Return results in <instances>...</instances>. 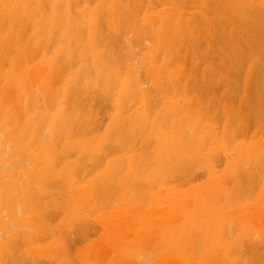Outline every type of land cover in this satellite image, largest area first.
<instances>
[{
    "label": "bare ground",
    "instance_id": "bare-ground-1",
    "mask_svg": "<svg viewBox=\"0 0 264 264\" xmlns=\"http://www.w3.org/2000/svg\"><path fill=\"white\" fill-rule=\"evenodd\" d=\"M11 1L26 8L18 0ZM77 3H72V9L70 5L68 18L75 12L70 19L80 24L87 15L77 9L81 6ZM97 10L106 14L105 21L104 15L102 19L97 15V23L95 13L79 27L84 41L79 48L85 59L73 51L60 52L64 66L59 101L50 104L45 94V112L39 96V105L33 96L34 106L41 113L44 110L45 120L38 112V118L25 124L24 134L14 131L18 129L13 127L14 117L10 122L2 119L4 103L0 109V127L5 132L0 138V150L4 148L0 151V238L5 242L11 232L22 229V236L0 251L5 262L0 259V264H39L43 260L39 253L48 251L40 243L53 236L61 241L77 235L75 239L82 244L93 238L85 236H97V232L101 243L85 246V254L79 255L81 264H94L96 251L109 248H104L105 243L122 253L121 257L139 256L145 246L163 243L167 247L163 256H175L171 264H186L181 248L187 241L195 245L191 226L195 211L203 205L208 207L211 226L207 230L202 224L197 230L203 235L200 239L207 234L210 240L203 238L196 244L209 247L214 235L225 232L226 226L229 240L234 234L248 237L247 242L256 238L248 244L244 238L255 257L245 255L255 258L256 264V255L264 256L257 250L264 244H254L264 235L260 224L264 219V0H104ZM13 13L0 8V19L14 18ZM26 22L22 24L28 28ZM164 28L173 29L176 59L171 60V51L160 52L165 48ZM57 37L65 43L61 35ZM40 121L46 122L43 135L42 129L40 134L31 129ZM115 194L121 196L119 201L110 199ZM162 200L164 209L159 205ZM5 203H16L12 206L15 213ZM171 218L180 221L179 225L171 226ZM10 220L18 226L4 233L3 225ZM125 233L130 237L127 243L121 237ZM116 234L121 238L111 241ZM218 242L220 245L223 238ZM10 243L11 249L13 245L17 249L11 250ZM35 243L39 247L32 249ZM239 244V239L225 244L229 264H239V257L247 253L248 246ZM73 245L64 246L69 250L67 258L71 256L69 260L77 264ZM191 249L196 254L188 247ZM244 259V264L245 260L252 264L251 259ZM215 263L208 254L200 262Z\"/></svg>",
    "mask_w": 264,
    "mask_h": 264
},
{
    "label": "rangeland",
    "instance_id": "rangeland-1",
    "mask_svg": "<svg viewBox=\"0 0 264 264\" xmlns=\"http://www.w3.org/2000/svg\"><path fill=\"white\" fill-rule=\"evenodd\" d=\"M50 1H51V3H50ZM18 0L17 2H22V4L26 7L25 9H23L21 6H16L15 4H13L12 3V1L11 0H0V2L2 3V5H1V9H3V10H7V12L10 14V13H12V12H14L13 13V17L14 18H11V19H8L10 16H8V17H6V16H2V19H0V35L2 36H0V109H1V107H3V105H4V108H5V110H4V113H3V116H2V119H4V120H8L9 122L12 120V123L13 124H15V126H13L14 128H18L17 130H14V131H18V132H24V134H27V130L25 129L26 128V126H25V124L26 123H29L31 120H34V119H36V118H38L36 115L37 114H41V117L43 118L44 117V120H45V118H46V114H45V112L47 111L46 110V106H44V101H42V98H43V96L46 94L48 97V99H47V101H49V103L50 104H52L53 103V101H54V103L53 104H55L56 102H58L59 101V99H58V97H59V95H60V91H61V87H62V84L60 83L61 81H60V79H59V76L61 75L62 76V74H63V58H64V56L60 53L62 50H64V52L63 53H67V51L68 52H72V54L73 55H75V56H77L78 58L80 57V59H85L84 58V51L82 50V49H80V48H82L81 46H80V48H79V45H81V44H83L84 43V41H83V39L82 38H80L81 37V34H82V32H81V30H79V27H80V24H83L84 22V24H86V22H87V20L89 19V16L90 15H92L93 17L95 16V13H96V22L98 23V21H97V19H98V17H99V19H102V18H100V17H102L103 15V21H105L106 19H107V16H105L106 14L105 13H103V14H100L101 12H99L98 10H97V6L100 4V3H102L104 0H98L97 2H94L93 4L91 3H88L87 1L88 0H86V2H85V0H71L72 2L70 3V0ZM76 1V2H75ZM6 2H8V3H6ZM32 2V3H31ZM48 2V3H47ZM63 2H65V3H63ZM67 2V3H66ZM77 2H79L80 3V5H78V6H80V7H78L77 9L80 11V12H82L84 15H87V16H84V19H82V23H78V22H76V21H72L71 19H73L74 17H75V12H74V10H72L71 12L73 13L74 12V14H71V16H69V18H68V15L70 14V5H71V9L73 8V7H75L72 3H76V4H78ZM81 2H83L82 4H81ZM85 2V3H84ZM89 2H91V0L89 1ZM106 2V1H105ZM159 2H160V0H159ZM53 3V4H52ZM62 3H63V5H62ZM9 4V5H8ZM48 4V5H47ZM52 5V7H51V5ZM65 4V5H64ZM87 4H89V5H91V6H89V5H87ZM42 5V6H41ZM106 5H108V4H106ZM30 6V7H29ZM46 6V7H45ZM19 9L18 11H17V8ZM21 7V8H20ZM36 7V8H35ZM96 8V9H95ZM47 9H49V11H50V14H49V12L47 11ZM95 9V10H94ZM29 10V11H28ZM62 10H64V15H66V17H64V15H63V12H62ZM20 11H21V13H20ZM43 11H45L44 13H43ZM97 11V12H96ZM33 14H32V13ZM90 12V13H89ZM94 15H93V14ZM19 14L21 15L20 16V21H18V18H19ZM32 14V15H31ZM44 14H45V16H44ZM100 14V15H99ZM36 15V16H35ZM97 15H98V17H97ZM109 15H110V13H109ZM35 16V17H34ZM49 16V17H48ZM61 16V17H60ZM113 16V15H112ZM111 16V17H112ZM45 19H44V18ZM32 18V19H31ZM71 18V19H70ZM14 19V20H13ZM64 19L66 20V22L65 23H63L64 22ZM69 19H70V22H69ZM23 20V21H22ZM8 22V23H4V22ZM28 23H27V22ZM69 23H68V22ZM102 21V20H101ZM24 22H26L27 23V25L29 26L28 28L25 26L26 24H22V23H24ZM74 23V26L72 25L73 23ZM95 22V27H97L98 28V26H97V23ZM7 25V27H6V25ZM13 24H14V26H13ZM65 24V25H64ZM71 24V25H70ZM100 25L102 24L101 22L99 23ZM67 25V26H66ZM49 26V27H48ZM47 29H46V28ZM67 27V28H66ZM69 27V28H68ZM74 27V28H73ZM76 27H78V29L76 28ZM27 28V29H26ZM77 30H76V29ZM31 29V30H30ZM45 29L47 30V31H45ZM62 29V30H61ZM69 29V30H68ZM74 29H75V31H74ZM39 30V31H38ZM109 30V29H108ZM167 30V31H166ZM5 33H4V32ZM41 31H42V33H41ZM74 31V33H72ZM81 32V33H79V32ZM110 31V30H109ZM163 31H164V39H165V41L163 42L164 44H165V48H164V46L163 47H161V49H160V52L161 53H164L165 52V50H166V52H168L169 53V51H171V52H173L172 53V57H171V60L172 59H176V56H175V45L173 44V41H175L174 40V38H173V34H172V32H173V29H166V28H164L163 29ZM3 32V33H2ZM77 32V33H76ZM170 32V33H169ZM2 33V34H1ZM66 33L68 34L67 35V37H66ZM76 33V34H75ZM75 34V35H74ZM169 34V35H168ZM36 35V36H35ZM49 35V36H48ZM57 35L59 36V35H61V38H62V40L63 41H65V43H60L61 42V39L59 38L58 39V37H57ZM77 35V36H76ZM23 36H25V39L23 40ZM29 37V38H28ZM72 37V38H71ZM175 37H178L177 35H175ZM51 38V39H50ZM65 38V39H64ZM209 38V37H208ZM59 41H57V40ZM12 40V41H11ZM33 40V41H32ZM77 40V41H76ZM79 40V41H78ZM178 40V39H177ZM11 41V42H10ZM58 42V44H57V42ZM76 41V42H75ZM8 42V43H7ZM12 42H13V44L15 43V45L17 46H13V44H12ZM20 42V43H19ZM32 42H33V44H32ZM78 42V43H77ZM5 43V44H4ZM10 43L12 44V45H10ZM41 43V45H39ZM49 43V45L51 46L52 44H54V46L52 45V47H51V51H50V46L49 45H47ZM176 43V42H175ZM4 44V45H3ZM55 44H57L56 46H55ZM76 44H78V45H76ZM171 44V45H170ZM168 45V46H167ZM178 45V44H177ZM29 46V47H28ZM47 46H48V48H47ZM12 47H14V49L12 48ZM27 47H28V49H27ZM171 47V48H170ZM211 47V46H210ZM80 49V51H78L79 49ZM3 49H5V50H3ZM13 49V50H12ZM78 49V50H77ZM168 49V50H167ZM11 50H12V52H11ZM48 50H49V52H48ZM3 51V52H2ZM27 52H28V54H27ZM37 52H38V54H37ZM52 54H51V53ZM77 52H79V53H77ZM10 53H12V54H10ZM41 53V54H40ZM51 54V55H50ZM61 54V55H60ZM10 55V56H9ZM29 55V56H28ZM218 55V54H217ZM4 56H7V57H4ZM61 56V57H60ZM82 56V57H81ZM220 55H218V57H219ZM1 57H3L2 59H1ZM29 57V58H28ZM217 57V56H216ZM47 58V59H46ZM29 59H30V62H29ZM61 59H62V61H61ZM7 61L6 63L4 62V61ZM5 63V65L7 66H5L4 64H2V63ZM24 63V66H22V64ZM43 63V64H42ZM20 64H21V66H20ZM38 64H39V66H38ZM10 66V67H9ZM34 68H33V67ZM40 66H42V68L40 67ZM19 67V68H18ZM26 67V68H25ZM38 67H40V68H38ZM6 68V69H5ZM37 68H38V70H37ZM57 68V69H56ZM4 69H5V71H4ZM32 69H33V71H34V69H36V72L34 71H32ZM57 71H56V70ZM17 70V71H16ZM58 70H59V73H58ZM2 71V72H1ZM41 71H43V73L41 72ZM38 72V73H37ZM41 73V74H40ZM56 73V74H55ZM11 74V75H10ZM33 74H35L36 75V77H34V75ZM50 74V76L52 77V79L51 78H49L48 77V75ZM54 74H55V76H54ZM59 74V75H58ZM197 74H198V72H197ZM40 75V76H39ZM28 76V77H27ZM38 76V77H37ZM46 76H47V78H46ZM198 76H199V74H198ZM197 76V78L199 79V77ZM8 77H10V79H8ZM27 77V78H26ZM33 77V78H32ZM58 78L57 80H56V78ZM15 78V79H14ZM35 78H36V80H35ZM201 78V77H200ZM25 79V80H24ZM26 79L27 80H29V81H26ZM44 79H47V80H44ZM49 79H50V81H49ZM23 80L25 81L24 83H23ZM34 80V81H33ZM39 80V81H38ZM48 83H47V82ZM60 81V82H59ZM201 81V79H199V82ZM14 82V83H13ZM45 82H46V84H45ZM51 82V83H50ZM16 83V84H15ZM28 83H30V84H28ZM15 84V85H14ZM45 86H44V85ZM52 84V85H51ZM27 85H29L28 87H27ZM61 86V87H60ZM25 87H27V89L25 88ZM29 87H31L30 89L32 90V89H34V90H32V93L31 92H29L30 91V89H29ZM44 87V89H41V88H43ZM58 87V88H57ZM215 87V86H214ZM7 88V89H6ZM47 88H48V90H47ZM55 89H58V91H57V93H56V91H55ZM60 89V90H59ZM6 90V91H5ZM27 91V92H26ZM35 91V92H34ZM47 91H48V93L49 94H47ZM53 92H55V94L57 95V98H56V96H55V94L53 93ZM2 93V94H1ZM20 93V94H19ZM32 95H31V94ZM34 93V94H33ZM37 93V94H36ZM40 93V94H39ZM6 94V95H5ZM3 95V96H2ZM39 96V102L42 104V108H44V110H45V112H44V110H43V112L41 113L40 112V108H35V106L34 105H39V103H37V98H38V96ZM45 95V96H46ZM52 95V96H51ZM35 96H37L36 97V104H35V101H33V99L35 100V98L34 97ZM55 96V97H54ZM32 97V98H31ZM24 98V99H23ZM51 98H52V100H51ZM54 98H55V100H54ZM20 101V102H19ZM22 101H23V103H24V105H23V103H22ZM29 101H31L30 102V104L32 105V106H29L28 105V103H29ZM33 101V102H32ZM4 103V104H3ZM23 105V106H22ZM6 106V107H5ZM18 106H19V108H18ZM41 106V105H40ZM9 107V108H8ZM16 108V110H18L17 112L13 109V108ZM25 107V108H24ZM35 109H34V108ZM37 107V106H36ZM21 108V109H20ZM14 111H13V110ZM28 109V110H27ZM11 110H12V112H11ZM27 111L26 113L24 112V111ZM38 110V111H37ZM42 110V109H41ZM29 111H33V112H29ZM9 112H11V113H13L14 115H12V114H10ZM14 112H16V113H14ZM39 112V113H38ZM23 113H24V115H23ZM105 113V112H104ZM44 114H45V116H44ZM24 116V117H23ZM14 117V120L13 119H11V118H13ZM22 118H23V121H22ZM11 119V120H10ZM18 120H20V121H18ZM38 120V119H37ZM44 123H46V122H42V121H40L39 123H37L35 126H33L31 129L33 130V132L34 133H36V134H40L39 132H40V130L43 128V125H44ZM19 126V127H18ZM45 127H46V125H45ZM23 128V129H22ZM22 129V130H21ZM39 131H38V130ZM43 130L44 129H42V134L41 135H43ZM2 131V132H1ZM38 132V133H37ZM44 133H45V131H44ZM5 134V132L1 129V127H0V138L3 136ZM40 135V136H41ZM38 146L40 145V144H37ZM4 150V148H3V146H2V149L0 150V151H3ZM219 161H220V159H219ZM220 170H222V168L220 169ZM128 171H126V173L125 174H128L127 173ZM124 175V174H123ZM172 178H170V180H171ZM246 187H247V185H246ZM117 195V197H115ZM120 197L121 196H119V194H115L114 196H112V197H110V199L112 200V201H119L120 200ZM11 197H10V195H8L7 196V200H9ZM122 202V201H121ZM235 203V202H234ZM6 205H7V208H9L11 211H13L14 210V213H15V211H16V208L15 209H12V206L14 207L15 205H16V203H14L12 206H10V205H8L7 203H5ZM121 204H119V206H120ZM159 205H160V208L161 209H164L165 208V206H166V203L162 200L160 203H159ZM17 207H19L20 209H22V207L21 206H17ZM220 207H222L221 205H220ZM202 208H203V210H202ZM206 210H205V209ZM202 211H201V210ZM208 209V207L206 206V205H203L202 207L200 206L199 207V211L197 210V211H195V216H194V221L192 222V224L194 225H192L191 227H194L195 228V232L193 231L191 234H193L194 235V237H195V239H194V241H199V240H201V239H203L204 238V240H210V239H206V237H210V236H207V234H204V237L203 238H201L200 239V237H202L203 235H202V233L200 232V231H198L197 229L198 228H200L201 226H205L206 228H207V230L209 229V226H211L210 224H211V217H210V215H209V211L207 210ZM204 210H205V212H204ZM199 212V213H198ZM204 212V213H203ZM203 215H202V214ZM207 214V215H206ZM16 215V214H15ZM19 216V215H18ZM202 217V218H200L199 219V217ZM206 216V217H205ZM21 218H22V216L20 217V219L17 217V215H16V220H21ZM205 218H206V220H205ZM207 218H209V219H207ZM173 219V220H172ZM180 220V219H179ZM204 220V221H203ZM208 220V221H207ZM170 221H171V223H169L170 225L172 224V223H177V225H179L178 223L180 222H178V220L177 219H174V218H171L170 219ZM177 221V222H176ZM198 221V222H197ZM203 221V222H202ZM210 221V222H209ZM263 221V224H264V219L262 220ZM10 223H11V225H10ZM199 223V224H198ZM205 223V224H204ZM195 224H197V226L195 225ZM203 224V225H202ZM261 224V226H262V228L264 229V225L262 224V222L260 223ZM174 225V224H173ZM18 225L16 224V223H13L11 220L10 221H6L5 222V224L3 225V231H4V233H6V232H10L11 231V229H13V228H15V227H17ZM172 226V225H171ZM6 227V228H5ZM10 227V228H9ZM2 229V228H1ZM10 229V230H9ZM24 229V228H23ZM73 229V228H72ZM227 228H226V226L223 228V230L225 231V232H222V234H217V235H214L215 237L214 238H212V244L208 247V244L207 245H205L206 243L205 242H202V244L203 243H205V244H203V245H201L202 247L205 245V246H207V247H203V248H201V246H199V242L196 244V242L195 243H193V245L195 244L196 246L198 245V247L200 248H198V247H196L195 245L194 246H191V244L192 243H189L188 244V241H187V244H185L186 246H188L189 248H194L195 249V247L197 248V249H199V250H197V249H193L195 252H196V254L195 253H193V251H192V249L191 250H188V247L186 248V246L184 247H182L181 248V252L183 253V255H184V258H186L187 260H185V262H187L186 264H200V262H201V258L202 257H204L205 255H207L208 254V256H210V261H213V262H216L215 264H217V261H218V264H225L223 261H227V264H229V262L231 261V259L229 258V257H227L226 255H225V252H224V247H225V244L226 245H229V243L231 244V242L232 241H237L238 239H239V241H240V244L239 245H241L242 243H243V248L244 247H246L247 248V246H245L244 245V243H246L247 242V239H248V237H240V235H238V234H234V235H236V236H232V237H230V235H231V233L232 232H230L229 233V237L231 238L230 240H229V238L228 237H226L228 234V232H229V230H226ZM16 231V232H15ZM13 233L11 232L10 233V236L9 237H7V239H6V241L5 242H3L4 240L2 239V236H1V238H0V251H4V250H6V249H4L5 248V246H6V243H8L9 244V242L11 241H16V240H18L19 239V237H21L22 236V234H21V232H22V229H17V230H15ZM21 231V232H20ZM74 230H71L70 231V233L71 234H73V233H75V232H73ZM156 232V231H155ZM153 233V234H158V231L156 232V233ZM92 233V232H91ZM200 233H201V236H200ZM15 234V235H14ZM37 235H40V234H38L37 233ZM95 235V236H94ZM94 235H91L90 233L88 234V236H85L86 238L87 237H92L93 236V238H87V240L85 241V243L83 242L82 244H80V241L79 240H76L75 239V237L77 238V235H75V237L74 236H68V239H63V240H61L60 241V238L58 237V236H53L48 242H46V243H44V242H42V243H40L39 245H41L42 246V244H43V246H44V248L46 249V254L44 255L43 254V252H40L39 253V257H40V259H43V260H40L39 259V257H38V259L40 260V263H39V260H38V263L39 264H41V262L43 261V262H45L46 263V261H49V262H51L52 264H55V263H53V262H56V264H71L72 263V261L71 260H69L70 259V257H68L67 258V256L69 255L68 254V249L64 246L65 244H66V246L67 245H70V244H74L73 246H75V251H72V252H74V254H72V253H70V254H72V257L75 259V262H77V264L79 263V264H81L80 263V259H79V255H84L85 253H84V248H85V246H89V245H91V246H95V245H99L101 242H100V232H97V236H96V234H94ZM219 235V236H218ZM14 236V237H13ZM17 238H16V237ZM19 236V237H18ZM115 236V235H114ZM114 236H112V238H111V241L114 239V238H123V240L125 241V243H127V241H128V239H130V237H129V235L127 234V233H125V234H122L121 235V237H117V234H116V236L114 237ZM196 236H199V237H197L196 238ZM217 236V237H216ZM79 237V236H78ZM192 237V236H191ZM194 237H192V238H194ZM212 237V236H211ZM240 237V238H239ZM255 237V236H254ZM16 240H15V239ZM72 238V239H71ZM75 239V243H74V239ZM192 238H190V241L192 240ZM220 238H223V242H221V244L219 245V243L220 242H218V240L220 239ZM225 238H226V241H225ZM227 238H228V240H227ZM246 239V242H245V239ZM9 239H12V240H9ZM90 239V240H89ZM253 239V241H255L256 242V238H252ZM252 239L251 238H249V241L246 243V244H248V243H250V241H252ZM68 240V241H67ZM85 240V239H84ZM187 240H189V237H187ZM242 240H244V241H242ZM260 240H261V242L262 243H260ZM71 241H72V243H71ZM77 241H79V242H77ZM88 241V242H87ZM189 241V242H190ZM202 241V240H201ZM253 241H252V243H253ZM259 241V242H258ZM3 242V243H2ZM54 242H57V243H55L56 245H55V247L53 248V245H54ZM63 242V243H62ZM65 242V243H64ZM67 242V243H66ZM82 242V241H81ZM218 244H217V243ZM78 243V244H77ZM208 243V242H207ZM224 243V244H223ZM249 244V245H251V247L253 246L254 247V245L253 244ZM14 244V243H13ZM38 243H35L34 245H32L31 246V248L33 249V248H35V246H36V248H38L39 247V245H37ZM59 244V245H58ZM77 244V245H76ZM95 244V245H94ZM210 244V243H209ZM223 244V245H222ZM255 245L257 244H260L261 246H262V244H264V235L261 237V239H260V237L258 238V240H257V243H254ZM11 243H10V249H11ZM57 245H58V247H57ZM107 244L105 243V246H104V248H108V249H103V247H101V248H99L100 250H97L95 253H96V255L94 256L95 257V263L96 264H157V262H158V264H166V263H168V264H171V263H173V261H174V257L173 256H166V255H164L163 256V252H164V250L167 248L166 247V245H164L163 243H162V245H163V247H162V245H158L157 243H155V244H150V246L148 245V246H145L142 250H143V254H139V256L137 255V254H134L133 253V255L131 256V257H127V256H120L122 253H119V252H115V250H113L112 249V247H110L109 245H107ZM217 245V246H216ZM256 245V246H257ZM259 245V246H260ZM65 247V248H61V247ZM162 247V249H160L161 247ZM220 246V247H219ZM222 246H223V249H222ZM51 247V248H50ZM80 247H82V249L80 248ZM147 247V248H146ZM155 247V248H154ZM258 247V246H257ZM263 247H264V245H263ZM263 247H260V249H257V250H260V255H261V253H264V248ZM14 248H16V246H14L13 245V249H11V250H16V249H14ZM47 248H49V249H47ZM72 248V247H71ZM71 248H70V250H71ZM77 248V249H76ZM151 248V249H150ZM184 248V249H183ZM245 248V249H246ZM8 250H10L9 249V247L7 248ZM68 251H67V250ZM183 249V250H182ZM220 251H219V250ZM248 249L250 250L251 248H250V246H248V248H247V250L245 251L244 249V251L245 252H247V253H243V252H241L240 254H242V255H248L249 254V256L253 253L254 254V252H249L248 251ZM254 249H256V247L254 248ZM261 249H262V252H261ZM60 250V251H59ZM63 250V251H62ZM72 250H74V247L72 248ZM108 250V251H107ZM188 250V251H187ZM212 250V251H211ZM252 250V249H251ZM256 250V251H257ZM51 251V252H50ZM53 251H55V252H53ZM60 253H59V252ZM82 251V252H81ZM186 251H187V253H186ZM199 251V252H198ZM216 251H217V253L219 254V255H217V253H216ZM255 251V250H254ZM50 253L49 255H47V253ZM62 252V253H61ZM81 252V253H80ZM92 252H93V247H92ZM240 252V251H239ZM154 253H156V255H154ZM201 253V254H200ZM251 253V254H250ZM258 253V254H259ZM54 254V255H53ZM55 254L57 255V256H55ZM63 254H64V256H63ZM200 254V255H199ZM211 254H212V256H211ZM256 254V253H255ZM0 255H3L2 253H0ZM61 255V256H60ZM151 255V256H150ZM199 255V256H198ZM215 255H217L216 257H215ZM224 255V260H222L221 258H222V256ZM246 255L243 257H239V264H244L243 262V260H242V258L244 259L245 257H246ZM51 258H50V257ZM63 256V257H62ZM66 256V257H65ZM133 256H135V257H133ZM161 256V257H160ZM191 256H193L192 258H191ZM198 256V257H197ZM214 256V257H213ZM221 258H220V257ZM252 256V255H251ZM257 256V263L256 264H258V263H261L262 264V262L264 261V256L262 257V258H260V256L259 255H256ZM48 257V258H47ZM58 257H59V260H58V262L56 261L57 259H58ZM62 257V259H60ZM252 257H255L254 255L252 256ZM37 258V257H36ZM47 258V259H46ZM49 258H50V260H49ZM72 258V259H73ZM163 258V260H162V262H159V261H161L160 259H162ZM192 260H191V259ZM199 258V259H198ZM261 260H260V259ZM0 259H1V263H5L4 262V259H2L1 257H0ZM54 259H56V260H54ZM67 259V260H66ZM167 259V260H166ZM195 259H196V262H195ZM245 259H251V260H249V261H252V260H254L255 261V258L254 259H252V258H249L248 256L245 258ZM244 259V260H245ZM262 259H263V261H262ZM45 260V261H44ZM61 260V261H60ZM259 260V261H258ZM167 261V262H166ZM243 261V262H242ZM261 261V262H260ZM69 262V263H68ZM245 262H247V264H248V260H245ZM94 263V264H95ZM251 263V262H250ZM249 263V264H250ZM264 263V262H263ZM43 264V263H42ZM72 264H74V263H72ZM252 264H253V261H252ZM254 264H255V262H254Z\"/></svg>",
    "mask_w": 264,
    "mask_h": 264
}]
</instances>
